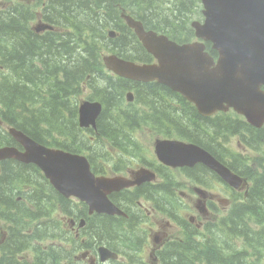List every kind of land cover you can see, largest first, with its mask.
Listing matches in <instances>:
<instances>
[{
	"label": "trees",
	"instance_id": "1",
	"mask_svg": "<svg viewBox=\"0 0 264 264\" xmlns=\"http://www.w3.org/2000/svg\"><path fill=\"white\" fill-rule=\"evenodd\" d=\"M44 1L36 0L35 4L31 5L32 8L26 9L24 4L11 5L10 0H0V3L5 5V8L0 9V148L15 144L8 134V128L17 129L36 142L65 148L75 153H79L78 146L81 144L92 154L98 153L100 159L94 156L88 157L97 172L98 168L104 165V159L101 157L106 152L105 142L123 134L130 135L128 131L133 127L148 124L143 118L144 108L141 104L151 107L154 119L164 117L170 123L176 121L179 126H175V123H172V126L188 136L189 141L192 140L203 148L224 151L219 142L224 133L247 132L251 137L246 138V144L252 148L264 140V128L256 130L243 120L229 119L227 116H219L216 119L204 118L191 105H187L185 109L172 106L171 103L184 105L178 101V96L174 92L164 86L123 80L105 72L102 64L103 53L115 54L134 62H146L143 58L149 56L138 42L133 30L121 19L123 10L144 22L149 29L170 31L169 37L186 42L178 38L180 32L176 30L178 27L182 32L186 29L190 18L189 3L192 0ZM36 21L42 24L41 28L50 25L56 30L44 32L32 30V23ZM109 28L116 29L117 38L109 37L107 32ZM213 55L217 56V53L214 52ZM87 79L91 85L90 98L99 99L105 105L98 119L97 132L92 131L100 135L95 136L93 141L88 137L84 138L82 134L84 131L79 128L77 122L79 97L85 84L83 82ZM96 85L99 88L94 92L92 87ZM130 89L135 92L137 90L138 102L135 108L139 109L140 113L136 114L137 110H133L123 115L120 111L115 112L114 117L113 113L111 114L112 109L117 108L118 103L126 105L124 93ZM163 92L168 94V102L164 100ZM102 93L104 95H101ZM76 96L78 97L75 99ZM89 142L92 146H89ZM213 155L216 157L215 152ZM237 157L239 162L245 161L244 156ZM247 169L235 166L234 172L239 174ZM254 179L256 184L249 193L251 201L246 200L245 203L234 206L228 216L222 220L220 228L217 231L212 230L211 240L207 237L201 243L205 247L203 254L199 256L196 251L199 247L198 242L176 241L164 251V264H258L262 261L264 259V172L262 177L256 176ZM47 187L52 189L36 167L14 160L2 164L0 206L4 211L1 214L6 225L12 224L13 233L4 245L3 243L0 245V251L3 252L0 264H3L2 260L6 254L12 252L14 256V251L20 249L13 236L17 235L18 230L12 223V212L20 213L16 194L35 205L33 191L44 193ZM10 188L13 191L11 196ZM20 188H26L28 193L21 191ZM57 204L62 216L72 217L65 210L64 205L78 208L72 201L61 197ZM54 208L56 203H53L52 211ZM82 210V217L86 219V227L82 233L84 235L90 233L98 245L102 242H116L115 237L126 241L133 240L130 235L123 232L124 228L131 226L133 222L121 219L122 222L117 223L111 217L89 218L86 216V211ZM25 214L34 220L45 219L37 212L30 216ZM256 216L261 218L255 221V224L261 225V230L254 233L251 229V218ZM44 225H47V228H44ZM50 227H52L51 223L46 221L35 228L46 233ZM118 228L121 229L119 236L115 232ZM21 229L24 233L29 230L28 226ZM57 229L68 234L67 238L72 239L73 242L76 240L74 234L63 229L62 221L59 222ZM190 233L187 234L191 237ZM230 236L234 237V241L229 240ZM67 246V243L60 241L58 245L48 247L58 253V258L71 260L64 251ZM37 251H40L39 247ZM18 264L36 263L35 260L30 261L25 258L22 261L19 259Z\"/></svg>",
	"mask_w": 264,
	"mask_h": 264
},
{
	"label": "water",
	"instance_id": "2",
	"mask_svg": "<svg viewBox=\"0 0 264 264\" xmlns=\"http://www.w3.org/2000/svg\"><path fill=\"white\" fill-rule=\"evenodd\" d=\"M202 3L204 25L193 24L202 43L177 46L165 37L146 32L143 25L131 17L123 16L143 47L157 57L160 64L140 67L115 55L104 58V63L120 77L141 82L155 80L165 85L194 104L203 116L233 108L251 125L260 128L264 124V0H202ZM205 41L211 42L218 52L216 65L213 58L203 53ZM79 112L81 126L95 127L102 106L85 102ZM10 133L26 153L14 148L0 149V162L14 159L37 165L58 192L66 197H82L98 213L104 210L103 194L135 185L121 178L95 179L86 158L47 150L14 129ZM156 155L172 168L192 169L204 164L229 185L237 187L242 183L240 177L218 160L215 163L211 154L196 144L159 141ZM107 213H116L111 204ZM100 251L102 262L114 258Z\"/></svg>",
	"mask_w": 264,
	"mask_h": 264
},
{
	"label": "flooded vegetation",
	"instance_id": "3",
	"mask_svg": "<svg viewBox=\"0 0 264 264\" xmlns=\"http://www.w3.org/2000/svg\"><path fill=\"white\" fill-rule=\"evenodd\" d=\"M12 5V3L10 2ZM24 8L30 9L32 8L29 4H24ZM32 12V11H30ZM39 15V14H38ZM178 96V101H181V104L184 106H177L179 109H185L184 107H187V101L184 97H182L179 94H176ZM176 97V96H174ZM163 98L165 101L168 102V94L163 92ZM196 111L197 109L194 108ZM144 112H152L151 107H148L145 105ZM197 113L201 115L198 111ZM204 117L203 115H201ZM154 117V112H152L150 118ZM156 117V116H155ZM209 118V117H204ZM229 119H233L228 117ZM157 122L162 121L160 124L156 125L154 128H152L155 132H160L162 136L166 137L167 139H172L174 136H179L182 138H188V136L181 133V130L175 131L170 128V125L172 123H177L176 121H168L164 117H157L155 118ZM216 119V117L211 118ZM203 124V123H201ZM233 134L231 133H224L222 138H220V143L222 144V147L224 151L221 152V150H213V149H207L208 152H216V158L219 160H226V157L228 154H232L236 159L237 156H244L245 161L242 163L245 164L252 172L251 174L257 177H262L264 172V165L257 166L254 163V159L252 157V154L258 155L261 153L260 149L252 148L251 146L247 145L246 138L251 137L250 134L247 132H243L240 135L239 145L245 146L248 153H235L232 151L230 153L226 146L227 143L230 140V137ZM160 140H157L154 144V153L156 156V145ZM190 143H195L192 140L189 141ZM196 144V143H195ZM157 159V156H156ZM238 160V159H237ZM156 162V161H155ZM123 163L116 164H107L105 163L103 166H100L97 170V174L100 176H107V179H123L127 180L128 182L135 183L134 186H125L122 187L119 191H113L110 197V200L113 201L114 204H116L124 213V216H108L117 221V223L122 222L121 219H124L126 221L133 222L131 226H126L124 229V234L130 235L133 240L126 241L125 239H122L120 237H115L114 240H116L117 243H119V246H117L114 242H103L100 246L105 245L107 248H110L109 255H113L114 258L111 260H108L104 263H102L100 260H97L95 258H92L89 260V264H144L140 260V254L143 252L144 248L146 247V243H149L148 240V232L143 229V225L145 224L142 219H146V217H153L154 223L158 224L159 221L164 220L166 216H168L171 219H174L179 226V228L183 231V235L185 236L187 234L188 230L193 229V232L196 231L197 234L202 233V229L205 226V222L212 219L213 215H216V209L222 206V204L225 203V198L228 197L229 199L234 195H242L247 201H251L249 197L250 191L253 189L249 184L250 181L246 178L245 179V186L243 185L240 188H234L230 186L228 183L223 181L221 184L225 186L229 190V193L227 195L224 194V191H222L218 196V199L215 200V194L213 191H211V184L207 182L208 178L216 179V174L211 172L209 169L205 170L206 168L203 164H199L195 166L194 168L190 169L187 167L184 168H172L170 166L164 165L161 162L158 161L155 164V168L152 167L151 164L147 162H143V165H137L135 169H132L131 167L126 168L125 170H119L118 167L122 166ZM238 165V164H237ZM227 167L231 169L232 171L235 170V165L233 158L229 160L227 163ZM95 170V169H94ZM238 174V173H236ZM240 174V173H239ZM238 174V175H239ZM126 175V176H121ZM255 180V179H254ZM191 184V186L186 184ZM212 184L214 183L211 182ZM180 184H183V186L188 189L187 191H182L180 193L183 200L190 201V210L193 211V213H189V217L187 219H182L180 216L177 215L178 208H175L176 202H175V196L177 189L180 187ZM256 184V180H255ZM16 186V185H13ZM255 186V185H254ZM243 187V188H242ZM16 189V187H14ZM244 189V191H242ZM34 192V191H33ZM35 200V207L37 210V213L41 214L43 218L47 220V222L51 223L52 227L56 223L54 220V215L52 212L53 209V203L60 202V197L56 191L53 189H50L47 187V189L44 191V193L36 192L33 196ZM144 200L145 202L152 204V211H149V208H147L145 205L141 203V201ZM169 207H173L172 210H169ZM65 210L74 218L81 217L83 214V210L72 207L70 205H64ZM169 210V211H168ZM10 212L12 210L9 209ZM127 213V214H126ZM128 215V216H127ZM106 216V215H104ZM12 223L16 225V229L18 230L17 235L14 236V240H16L18 246L20 249H16L14 251V256L11 254H6L3 257L2 263L3 264H18L19 261V255L20 253H24L29 260L33 259H39L42 260L46 256L47 257H59L58 253H56L54 250H51L46 245H43L44 242H46L47 239H53V235L49 234L48 232L44 233L41 229L32 228L33 233L32 237H29L28 234H21L23 233L22 227L24 226H30L29 218L25 213H17L14 214L12 212ZM17 223V224H16ZM53 223V224H52ZM11 229V230H10ZM3 233L1 234V239L3 240V245L6 243L7 239L10 237V234L13 233L12 225H6L5 229H1ZM54 232H56V229L54 228ZM21 234V235H20ZM69 237V236H68ZM87 235L83 237V239L75 240L73 242L72 239L66 238L68 243L71 245L69 246L72 253L75 254V257H77V251L83 247L86 250H89L96 255L97 250L96 248L99 247L96 240L91 241L86 238ZM57 239H59V236H57ZM156 243H159L158 239H155ZM34 243L39 246L40 251H36L37 254L33 253L32 248ZM173 243L172 239H166L162 243H160L157 247V251L155 253L154 259L158 262L161 261L162 264H164L163 261V253L164 251L168 250V247ZM78 245H80L78 247ZM167 249V250H165ZM125 254L130 255V257H133L128 263H125L124 256ZM17 260H15V259ZM119 258H122V262L119 263ZM76 261L69 260L68 264H75Z\"/></svg>",
	"mask_w": 264,
	"mask_h": 264
},
{
	"label": "rangeland",
	"instance_id": "4",
	"mask_svg": "<svg viewBox=\"0 0 264 264\" xmlns=\"http://www.w3.org/2000/svg\"><path fill=\"white\" fill-rule=\"evenodd\" d=\"M23 1V0H21ZM44 2H47V0H45ZM189 12H190V18L187 22V26L186 29L184 30L185 33L184 35H179V37H184L187 35V33L190 31V25L192 22L194 21H201L203 19L202 14H201V9L203 8V5L201 3L200 0H192L191 3H189ZM5 8V5L3 3H0V9ZM174 28L176 29V26H174ZM180 28V27H178ZM176 30V32H180L182 30L178 29ZM108 35L111 39H115L118 37V32L116 31V29L114 28H109L107 30ZM110 53H103L102 57L105 55H109ZM96 84H99L97 82H95ZM94 85V84H93ZM82 93L80 94V99L79 102H83V101H90L93 99H90V89H89V84L86 83L85 86L82 87ZM99 87L94 86L92 87V91L96 92V89H98ZM124 88V87H121ZM130 91H125L124 93V98L125 96L129 93ZM103 95V93H102ZM78 96L75 97V99ZM78 102V103H79ZM135 112V111H134ZM140 111L139 109L136 111V114H139ZM112 114V112H111ZM115 117V114H112ZM143 118L145 119V122H148V119L150 118V113L148 112H144L142 113ZM78 120V118H77ZM179 126L178 123H175V126ZM156 126V124L154 123H148L145 125H139V126H135L133 127V129L130 131H128V134H123L120 137H113V140L109 139L107 142H105L106 144V149H105V153L102 155L101 158H103L104 160V164H116L118 165V163H123L122 166L118 167L119 170L122 169H126L131 167L132 169H135L137 167V165H143V162H147L149 164L152 165L153 168H155V164L157 162L155 153H154V144L157 140H163V139H167L166 137L162 136L160 132H155L152 128H154ZM171 129L178 131V129H176V127H173L172 124L170 125ZM82 134H84V138L86 139V137H88L90 140H94L95 136L100 135V133L98 134H94L92 131H85L82 132ZM115 136L116 133L114 132ZM72 140H70L71 142ZM69 142V143H70ZM97 142V141H96ZM89 146L91 145L90 142L88 143ZM92 146V145H91ZM79 148V153L81 154H85L87 156H94L96 158H99V156H97L98 153L92 154L89 150L84 149V147L80 144L78 146ZM227 150L232 153V151H234L235 153H248L246 152L247 149L242 146L239 145V139L238 137H230L229 142L227 143L226 146ZM259 149L261 150V153L258 155H254L252 154V157L254 159V163L257 166L260 165H264V143L262 142V145L259 146ZM233 158L234 161V165L239 167L240 162L236 159V157H234L232 154H228L226 160H224L225 162H229V160ZM156 161V162H155ZM238 164V165H237ZM141 169V166H139ZM248 167H244V169H246ZM251 170L248 168L245 172H242L245 174V177L250 181V186L252 187L253 184V180H254V175L251 174ZM121 176H126V175H121ZM214 183L212 184L211 182ZM207 182H209L211 184V191H213V193L215 194V200L218 199V195L224 191V194L227 195V193H229V190L227 188H225V186H223L221 183V181L219 179H211L208 178ZM11 188H12V184ZM191 186V184H186ZM10 188V196L13 194V191ZM21 190H25L28 191L25 188H20ZM188 189H186L185 186H183V184H180V187L177 189L176 195L175 196V202H176V206L175 208H178V213L177 215L180 216L182 219H187L189 217V213H193L192 210H190V201H186L183 200V198L181 197L180 193L182 191H187ZM244 190V189H243ZM242 190V191H243ZM40 193L41 191H37L34 190L33 193ZM16 197H20L19 194H16ZM141 203L143 205H145L147 208H149V211H152V204H149L147 202H145L144 200L141 201ZM231 199H229L228 197L225 198V203L222 204L224 210L222 207H219V210L216 209V218L223 216L224 214H226V212L223 211H227L231 205ZM22 205V207H21ZM18 207L20 209V213H22V211L24 213H27L29 215H34L35 214V205L32 203H27L25 202L24 199H20L18 202ZM173 207H169V210H172ZM168 210V211H169ZM259 216H256V219L254 220V223L257 219H259ZM144 221V225H143V229L146 230L148 232V240L149 243H146V247L144 248L143 252L140 254V260L142 263L144 264H158V262L154 259L155 257V253L158 249V245L160 243H162L164 240L166 239H172V240H177V239H184V233L183 231L179 228V226L177 225L176 221L174 219L169 218L168 216L165 217L164 220L159 221L158 224L154 223L153 217H146V219H142ZM218 220V219H217ZM212 222H216L215 219H210L208 221L205 222V227L208 223H212ZM56 223V221H55ZM14 227L16 228V225L13 224ZM253 225V224H252ZM4 226V223H2L0 221V227ZM44 228H47V225H44ZM54 228L56 229V232H54ZM252 231L254 233H257L261 230V225L256 224V226H252ZM51 230V233H50ZM215 231V229H214ZM49 234H52L54 237L53 239L57 240L58 242L62 241L64 243H67L69 246H71L68 241L66 240V238L68 237V234L66 233H62L59 231V229H57V227H50L47 231ZM116 235L119 236L121 229L118 228L115 230ZM202 234L197 235L195 238V241L198 242L199 244H201L207 237H210L209 240H211V231L206 232V229L204 230V227L202 229ZM21 234H25L24 232ZM20 234V235H21ZM28 234L29 237L33 236V233H26ZM57 236H59V239H57ZM88 240L91 241H95L96 239L91 237V234L89 233L87 235ZM155 239L159 240V243L157 244ZM252 239V238H251ZM0 240H1V236H0ZM80 241L82 239H79ZM230 241H234V237H229ZM53 240H50L48 243H52ZM117 246H119V243L114 242ZM45 245V244H43ZM66 254L70 255L71 258H73V256L70 254V249L68 248V250H64ZM253 251V250H252ZM251 253V252H250ZM253 254V252H252ZM131 259H133V257H130V255L125 254L124 256V261L125 263H128ZM36 264H68L69 260L67 259H60L58 257H45L42 260L39 259H33L30 261H34ZM121 261L122 258H121ZM75 264H80L78 262H76ZM85 264H89V260L85 262ZM123 264V262H122ZM258 264H264V259H262V261H260Z\"/></svg>",
	"mask_w": 264,
	"mask_h": 264
},
{
	"label": "bare ground",
	"instance_id": "5",
	"mask_svg": "<svg viewBox=\"0 0 264 264\" xmlns=\"http://www.w3.org/2000/svg\"><path fill=\"white\" fill-rule=\"evenodd\" d=\"M201 1V3H202V0H200ZM202 5H203V3H202ZM203 7H204V5H203ZM81 9V8H80ZM83 13V12H82ZM13 23V22H12ZM144 23V22H143ZM12 25V24H11ZM145 25V24H144ZM145 28L148 30V31H153V32H155V30H152V29H149V27H147L146 25H145ZM11 33V32H10ZM53 35V34H52ZM11 40V39H10ZM25 40V39H24ZM75 47V46H74ZM36 48V47H35ZM16 51V50H15ZM16 54V53H15ZM31 58H32V56H31ZM44 58V57H43ZM7 59V58H6ZM34 59V58H33ZM127 61H129V60H127ZM9 62H10V60H9ZM12 63V62H11ZM9 64V63H8ZM24 65V64H23ZM14 66V65H13ZM26 66V65H25ZM33 69V68H32ZM13 70V69H12ZM11 73V72H10ZM70 75V74H69ZM77 75V74H76ZM73 76V75H72ZM64 78V77H63ZM70 78V77H69ZM83 78V77H82ZM73 79V78H72ZM75 79V78H74ZM82 81V80H81ZM78 82V81H77ZM70 86V85H69ZM60 88V87H59ZM70 90V89H69ZM97 90V89H96ZM106 90V89H105ZM76 93V92H75ZM98 93V92H97ZM59 95V94H58ZM71 95V94H70ZM104 95V94H103ZM73 96V95H72ZM67 97H68V95H67ZM116 98V97H115ZM118 98V97H117ZM120 98V97H119ZM144 99H146V98H144ZM58 100V99H57ZM115 100V99H114ZM143 100V99H142ZM70 101V100H69ZM148 101H149V99H148ZM68 104V103H67ZM64 105V104H63ZM81 106H82V102H79L78 103V109H77V111H80V109H81ZM115 106V105H114ZM63 108V107H62ZM70 108V107H69ZM58 109V108H57ZM56 109V110H57ZM68 110V109H67ZM74 110V109H73ZM62 111V110H61ZM101 115V114H100ZM100 115H99V117H100ZM112 116V115H111ZM108 117V116H107ZM129 117V116H128ZM112 119V118H111ZM141 121V120H140ZM32 122V121H31ZM71 124V123H70ZM61 125H62V123H61ZM74 126H76V125H74ZM73 126V127H74ZM26 127V126H25ZM113 127V126H112ZM171 127V126H170ZM28 128V127H27ZM77 139V138H76ZM208 152V151H207ZM208 153H210L211 154V157H212V159L214 160V162L216 163V160H218L219 161V163L220 164H222L223 166H226L227 167V162H225V161H221V160H219L218 158H216L214 155H213V153L212 152H208ZM216 153V152H215ZM11 160V159H10ZM7 161H9V160H7ZM226 161H227V159H226ZM6 162V161H5ZM204 165V164H203ZM207 169H209L211 172H213L214 174H216V176L218 177L217 179H219L221 182H223L224 180L215 172V171H213V170H211L210 168H208L206 165H204ZM246 165L245 164H243L242 162H240V164H239V168L240 167H242V168H244ZM247 167V166H246ZM228 168V167H227ZM229 169V168H228ZM15 172V171H14ZM242 172H244V171H241L240 172V177L243 179V180H245L246 179V177H245V174L244 173H242ZM11 177H12V175H11ZM256 176H254L253 178H255ZM19 181H25V179H19ZM254 185H255V183H254V180H253V184H252V188L254 187ZM127 214V213H126ZM128 216V215H127ZM188 232H191L190 234H192L191 235V237L188 235V234H186L185 236H184V239H177V240H173V243L174 242H176V241H182V242H185V241H187V242H190L191 240L192 241H194V243L196 242L195 241V238H196V236L198 235L197 234V232L196 231H194L193 232V229H192V231L191 230H188L187 231V233ZM88 235V234H87ZM87 238V237H86ZM101 244H103V242L102 243H99V246L101 245ZM165 250H167V249H165ZM106 262V261H105Z\"/></svg>",
	"mask_w": 264,
	"mask_h": 264
}]
</instances>
